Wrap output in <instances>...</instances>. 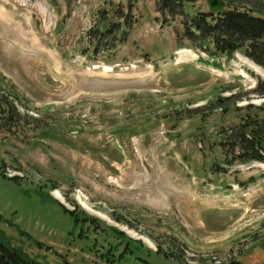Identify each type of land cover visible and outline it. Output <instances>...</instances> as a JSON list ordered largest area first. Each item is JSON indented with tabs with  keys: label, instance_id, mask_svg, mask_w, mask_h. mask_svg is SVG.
Instances as JSON below:
<instances>
[{
	"label": "rangeland",
	"instance_id": "374dc122",
	"mask_svg": "<svg viewBox=\"0 0 264 264\" xmlns=\"http://www.w3.org/2000/svg\"><path fill=\"white\" fill-rule=\"evenodd\" d=\"M207 1L0 0L3 241L41 264H264V162L236 139L264 68L191 22L264 0Z\"/></svg>",
	"mask_w": 264,
	"mask_h": 264
},
{
	"label": "trees",
	"instance_id": "16d2710c",
	"mask_svg": "<svg viewBox=\"0 0 264 264\" xmlns=\"http://www.w3.org/2000/svg\"><path fill=\"white\" fill-rule=\"evenodd\" d=\"M168 1L169 4L172 5L180 4L181 2H192L194 0H161V3H166ZM259 8L260 7L258 6L253 10L257 12H264ZM213 14L214 12L212 11L207 13L199 12L191 18L194 28L200 32V38L202 40H206V42H210L214 51L223 53L228 57H231L235 50L241 49V52L247 58L264 68V42L262 41V38L264 37V19L256 15L252 16L244 11H238L234 7L226 10H217L215 15ZM261 93L264 94V91ZM10 102H7L6 98L1 99L0 97V114H2L1 119L5 120L6 123L10 118H12V112L16 116H19L18 111H16L15 107L12 105L13 103ZM255 127H264V117H261L260 119H253V121L245 128L243 134H238L236 136L239 146L248 152L245 155L246 158H244L246 161H264V155H262V153H258L257 149L251 148V146L253 147L258 141V134L255 133L254 130ZM259 142L260 141H258V144ZM64 211L67 212L68 210L64 209ZM0 264L41 263L29 257L18 247L13 246L0 238ZM209 264L241 263L236 260H229L226 262L219 261Z\"/></svg>",
	"mask_w": 264,
	"mask_h": 264
},
{
	"label": "water",
	"instance_id": "95a60500",
	"mask_svg": "<svg viewBox=\"0 0 264 264\" xmlns=\"http://www.w3.org/2000/svg\"><path fill=\"white\" fill-rule=\"evenodd\" d=\"M219 6H220V2L218 0H209L207 3V7L209 10H214L218 8Z\"/></svg>",
	"mask_w": 264,
	"mask_h": 264
},
{
	"label": "bare ground",
	"instance_id": "6f19581e",
	"mask_svg": "<svg viewBox=\"0 0 264 264\" xmlns=\"http://www.w3.org/2000/svg\"><path fill=\"white\" fill-rule=\"evenodd\" d=\"M0 10H1V9H0ZM1 11H2V10H1ZM184 52H186V51L184 50ZM179 53L182 55L183 51H180ZM182 57H183V56H182ZM190 58H191V57H190V56H188V55H187V56H185V59H186V60H189ZM104 69H105V68H104ZM107 70H108V69H107ZM107 70H105V71H107ZM263 71H264V70H263ZM144 161H148V159H147V160H145V159H144ZM56 194H57V193H56ZM57 195L60 197V195H59V194H57ZM59 199H60V198H59Z\"/></svg>",
	"mask_w": 264,
	"mask_h": 264
}]
</instances>
